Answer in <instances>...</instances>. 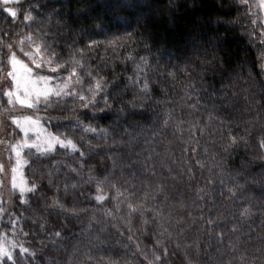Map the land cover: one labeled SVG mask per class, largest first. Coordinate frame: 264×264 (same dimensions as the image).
<instances>
[{"label": "clouds", "instance_id": "obj_1", "mask_svg": "<svg viewBox=\"0 0 264 264\" xmlns=\"http://www.w3.org/2000/svg\"><path fill=\"white\" fill-rule=\"evenodd\" d=\"M245 2L35 0L31 10L34 19L31 31L36 35L42 33L48 48L60 57H68L94 37H120L126 50L134 51L137 62L147 65L148 69L146 76L140 77L142 83H134L132 75L121 85L118 75L111 80L103 75L107 81L104 90L111 99L101 107L85 110L84 106L73 105L71 101L40 106L39 116L47 129L66 140H76L83 145L88 159L95 161L88 164L87 172H82L84 181L64 197H71L78 205L82 200L91 201L95 192L86 186L95 191L96 188L85 177L93 170L96 175L110 174L111 182L126 191L135 189L139 192L132 180L139 181L141 176H148L150 188L145 185V191L154 207H157L154 203L157 194L168 200L170 195L183 196L177 191L183 188L190 193L189 206L200 208L203 204L197 201L203 200L196 196L199 180L211 178L214 183H206L205 192L211 199L213 192L220 189L223 200L219 204L213 201L212 209L218 213L223 209L226 213H222L223 227L217 216L214 218L216 228L210 227L207 232L202 227L192 230L193 224H199L197 217L165 220L172 238L168 240L165 233L162 239L167 240L168 246L179 239L181 249L189 253L192 264H264V148L258 147V141L264 139V59L257 56V51L253 58V46L248 36L252 25L247 23L248 10L242 7ZM257 18L252 17L253 21ZM23 32L21 28L17 34ZM131 65L133 73L136 72V64ZM35 74L59 75L47 66H35ZM10 84L6 74L0 75V90ZM167 85H172L171 99L167 98ZM154 87H159L164 99L154 95ZM126 90L131 92L130 98L126 97ZM177 96L179 100H176ZM193 103L195 108L190 106ZM178 108H184L188 115L179 128ZM170 109L172 118L166 115ZM11 111L8 108L0 111V120L7 122ZM165 119L167 125L163 123ZM81 126L109 131L107 144L104 139L83 135ZM197 129L201 133L199 140L195 137ZM178 131L184 135H177ZM192 143L201 148L197 155L202 166L196 169L200 176L189 171L195 165L189 163L185 149ZM90 144L99 151L90 150ZM62 156L61 151L55 150L31 155L28 174L39 186L32 201L41 202L46 216H56V213L43 207L47 197L41 193L45 183L48 185V177L43 173L54 167ZM0 193L6 198L11 195L7 176ZM14 204L15 199L11 207ZM16 206L27 216L29 212L25 211L24 204ZM241 208L248 210L244 216L240 215ZM84 209L85 213L100 210L95 207ZM80 220L82 222L69 217L60 225L62 232L67 229L64 246L52 243V238L41 233L38 226L33 229L37 243L33 242V237L15 234L17 244L34 248L36 257L28 259L23 249L17 252L16 247L11 246L12 254L7 258L0 255V264H89L86 255L110 243L114 234L108 233L107 223L101 222L104 230H97L88 226L87 216H81ZM113 221L116 223H112V227L119 228L118 219ZM73 223L81 225L79 233H74ZM181 224L183 233L177 231ZM155 228L159 233L158 223ZM217 228L223 231L226 243L218 240ZM38 234H43V238ZM193 235L191 244H185ZM73 247L78 251L73 252ZM176 250L182 253L180 249ZM205 256L207 259L203 258Z\"/></svg>", "mask_w": 264, "mask_h": 264}, {"label": "snow or ice", "instance_id": "obj_2", "mask_svg": "<svg viewBox=\"0 0 264 264\" xmlns=\"http://www.w3.org/2000/svg\"><path fill=\"white\" fill-rule=\"evenodd\" d=\"M24 3L25 0H0V8L8 12L12 18L16 19L22 16L23 21L28 22L22 34L14 33L13 36H9L6 31L0 34V75L6 74L11 81L10 86L0 90V111L5 110V108L12 109L7 122L0 120V188H3L4 178L7 176L8 187L11 192L7 198L0 193V225H2L0 227V255L7 258L8 255L12 254L11 246H14L17 252L23 249L25 257L33 259L36 257L35 249L26 244H17L15 234L22 233L26 238L33 237L34 241L32 226H38L41 233L52 238V243L59 246H64L65 234L60 230V226L53 230L49 221L50 214L47 216L40 215L32 205V195L39 188L32 182L33 178L28 174L32 154L43 155L46 152L63 150L61 151L63 153L62 158L55 162L54 167L47 168L43 173L48 177V186L55 188V193L50 198L44 192L41 193L42 196L47 197L43 207L48 209L50 213L54 210L56 216L62 217L65 222L69 217L82 222L80 217L86 212L76 202H72L70 207L63 203L59 193L61 190L63 194L69 190L74 191L78 183L84 181L81 174L85 169L88 154L84 151L83 145L76 140H66L64 136L47 129L39 116L40 106L42 104L52 105L54 102L67 103L71 101L73 105L84 106L85 110H91L94 106L101 107L110 100L111 95L106 94L104 90L107 81L103 78L101 70L94 69L89 63V53L94 52L101 45L104 46L106 53L108 50L117 53L115 57L105 56L103 61L120 59L121 62L136 64V72L132 76L134 83H142L140 77L146 76L148 69L147 65L142 66L137 62L134 51L126 50L125 43L120 37L105 38L103 42L89 39L85 46L76 49L68 57H60L48 48L46 37L42 33L36 35L31 31V26L34 23L31 10L35 7V0H27V8H24ZM9 5H16V7ZM242 7L248 10L249 19L247 23L252 25L248 33L251 44L256 49L257 56L264 59V0H246ZM252 17L258 18L253 21ZM117 49H125L123 57L119 56ZM35 66H47L54 73L58 72L59 75H37L35 74ZM169 75L171 76L173 73H169ZM185 95H190V93H185ZM190 106L195 108L194 103ZM171 113V109L166 113L168 118H172ZM163 123L167 125L168 120L165 119ZM180 123L183 121L178 122V128ZM8 127H12L13 132L6 131ZM81 128L83 135L104 139L105 144L111 135L109 131L99 127L95 130L82 126ZM258 147L264 148V139L258 141ZM89 149L97 150L91 144ZM185 151L188 149L186 148ZM191 151L195 153L196 148L193 147ZM72 162L77 166L74 167ZM195 165L200 167L202 163L199 159H195ZM61 166L66 167L68 172L74 173L78 179L72 180L66 174L64 180L60 181L58 173L61 171ZM189 171L192 172L193 169L189 168ZM54 180L57 181L55 184ZM87 182L95 186L96 191L92 199L99 204L103 205L110 198L115 201L117 211L122 204L126 206L127 211L123 216L116 217L111 209H104V214L123 222L124 227L129 232L127 239L135 247L134 255L138 254L142 257L140 264H171L169 256L174 253H170L167 240L162 239L165 233H167L168 240L172 238V233L165 227V220H170L171 212L165 215L163 202L159 208L148 205L147 191L143 193L144 200L133 201L135 193L122 191L120 186L111 182L110 174L96 175L93 170H89ZM213 183L214 181L209 178L207 184ZM106 185L108 186L107 191H105ZM110 193H112L111 196ZM231 194L235 195V192L232 191ZM196 196L198 200H204L208 197L205 186L197 187ZM13 199H15V203L18 201L24 204L25 211L29 212L30 215L25 216L20 211H12ZM185 206L181 200L179 207L184 208ZM247 211L246 208H241L240 215L244 216ZM148 213H151V217ZM188 215L191 217V212ZM5 217H7L6 220ZM217 217L223 219V214L218 213ZM134 218H139V229L142 234L147 232L146 225H150L154 221L158 222L160 232L153 233L154 244L142 247L141 242L132 235L135 231L132 227ZM199 219L210 226L215 224L214 219L205 218L203 214L200 215ZM87 220L89 227H92L93 223L101 224L95 213L87 216ZM27 221H31V226ZM193 223H195V218H193ZM25 228L28 230L26 231ZM101 230H104L103 227ZM183 232L184 229L181 228L180 233ZM216 235L221 243L225 241L223 231L217 232ZM173 243L176 249L182 251L187 264H192L189 253L181 249V241L176 239ZM195 243L198 246V240ZM185 244H187L186 241ZM124 247H128V245H124ZM76 251L78 249L73 247V252ZM86 258L95 264H101V261L105 260L106 264H118L111 257H101L100 260H95L91 253L87 254Z\"/></svg>", "mask_w": 264, "mask_h": 264}, {"label": "trees", "instance_id": "obj_3", "mask_svg": "<svg viewBox=\"0 0 264 264\" xmlns=\"http://www.w3.org/2000/svg\"><path fill=\"white\" fill-rule=\"evenodd\" d=\"M24 8L28 7V3L27 0H25L24 3ZM28 23V22H27ZM25 21H23V17L19 16V18H12L10 16V14L6 11H4L2 8H0V28L3 29V31L8 32L9 36H13L14 33H17L20 31L21 28L25 29ZM3 31H0V34H2ZM120 33H117V35H119ZM95 39H100L103 40L105 39L104 36H99V37H94ZM81 47H83V43L81 44ZM119 56L123 57V55L125 54V49H120L118 52ZM141 55L143 53H140ZM252 54H253V58H255L256 56V49L254 47H252ZM117 55V53H113L111 50H108L107 53L105 52L104 46L101 45L99 48H97L94 52L89 53V63L93 66L94 69L98 68L99 70H101V74L104 75L107 79L111 80L113 79L114 75H118L119 76V82L121 85L127 83V78L129 76L133 75V70H132V65L131 63L128 62H121L120 59H110L108 61H103V58L105 56L108 57H115ZM157 79H159V77H157ZM168 87V94H167V98L171 99L173 97V91H172V85H167ZM154 95L157 98L160 99H164V95L161 93L159 87H154ZM126 97L130 98L131 97V92L126 90ZM176 100H179V96L176 97ZM192 101H189V103H191ZM169 107H173V105L170 103ZM188 118L187 115V111L184 108H178L177 109V114H176V119L177 120H185ZM182 127L186 128V125H182ZM177 135H184V133L182 132H177ZM195 137L197 140L200 139L201 137V133L199 131V129H197L195 131ZM185 139H187V136H185ZM188 151H186V155L187 157H189V163L194 164L195 165V159H191L193 157H195L196 159H199L200 157L197 155V153H199L201 151V148L195 144H188L187 146ZM195 147L196 148V152L193 153L191 151V149ZM158 151L160 149H157ZM63 151V150H61ZM97 151H99V149H97ZM95 163V161H90L89 159L87 160L86 166L84 171L87 172V166L89 163ZM73 166H77L74 162ZM199 168L198 165H195V167L193 168V172L196 173L197 176H200L201 174L196 172V169ZM67 174V176L71 177L72 180H77L78 178L75 176L74 173H70L68 172V169L64 166H61V171L60 173H58V177L60 178V181H63L65 178V175ZM97 175H100L99 173H97ZM139 175V174H138ZM87 178V177H85ZM141 181L145 182L144 184H141ZM57 181L54 180V184ZM132 183L134 185H136L137 187H139L140 191L136 192L135 189H129V192H134L135 193V197H139L141 200H144V196L143 193L145 191V185H148L150 188V181H149V177L148 176H141L140 180L138 181L137 179H133ZM207 183V181L200 179L199 180V186L203 187L205 184ZM195 186V182H193V187ZM88 188L89 191L91 192H95V189L91 186H86ZM61 188H62V184H61ZM123 191V189H121ZM177 191L182 192L183 196H174V195H170L168 200L164 199V196L157 194L156 195V199L154 201L155 205L157 206V208L161 207L162 202H163V211L165 213V215H167L169 212H171V217L170 220L172 219H179L180 217H184V218H190V216L188 215L189 212H191V217H197L199 219L200 215L203 214L205 216V218H212L214 219L218 212L216 209H212V204L213 201H216L217 204H219V202L221 200H223V197L219 195L220 189H217L215 192H213L212 194V198L209 199L208 197H206L202 202L201 201H197V203H202L203 207L200 208H195L194 206L190 207L189 205L191 204V200L189 199L190 193L187 192L185 189L183 188H179L177 189ZM43 192L46 194L47 197H51L54 193H55V188H50L46 183H45V187L43 188ZM62 202L65 203L66 205H68L69 207L72 204V200L71 197H64L63 191L61 190V192L59 193ZM112 195V193H110V196ZM77 196H80V193H77ZM136 199L133 197V201H135ZM183 200V202L185 203V207L184 208H180L179 207V202ZM40 201H32V205L33 207L36 209L37 213H39L40 215H46L44 212V209L42 207H40ZM19 202L17 201L11 208L12 211H17L19 212L20 210L18 209V207L16 205H18ZM148 205H151V203H149V201H147ZM79 207L82 208H97L100 209L99 211L95 212L96 217L103 223H107V228H108V233L109 234H114L113 239L111 240L110 243L106 244V245H101L98 249H94L91 250V254L93 255V257L95 258V260H100L101 257H111V259L115 260L118 262V264H140V262L142 261V257H140L138 254L134 255L135 253V247L133 246V244L131 242L128 241L127 237L129 235L128 229L126 227H124V224L122 221H119V228H114L112 227V223H116V221H113L111 216H105L104 214V209H111L113 212V215H118V216H123L126 214V206L125 205H121L119 211L116 210L115 208V201L111 200L110 198L108 199V201L106 203H104L103 205L99 204L98 202H96L94 199H92L91 201L88 200H82V202L79 204ZM212 209V210H210ZM221 213H223V209L219 210ZM93 214L91 211H89L88 213H83L82 216H89ZM226 215V213H223ZM26 215H30V213H26ZM149 217H151V213H148ZM7 219V217H5V220ZM49 221L50 224L53 226V230H55L56 228H59V226L64 223V219L57 217V216H52L49 215ZM27 223L31 226V221H27ZM87 223V221H86ZM103 223L101 224H95L93 223V228L99 230L102 226ZM157 221H154L152 224L150 225H146L145 227L147 228V232L145 234H141V231L139 229V225H140V220L139 218H134L132 221V227L133 229H135V231L132 233V235L138 239L139 242H141V246L143 247L144 245H149L151 246L152 244H154V239H153V233L156 232V228L155 225L157 224ZM219 225L221 227L224 226V220L220 219L218 221ZM167 226V225H165ZM0 227H2V225H0ZM33 229L35 228V226H32ZM80 227L81 225L79 224H75L73 223L72 228L74 233H79L80 231ZM180 227H183V224L180 225ZM198 227H202L205 232H207V230L211 227V228H216V225H207L206 223H204L202 220L199 219V224H193L192 226V230L194 231L195 229H197ZM25 230L27 231L28 228H25ZM217 232H219L220 230L217 228L216 229ZM177 231H180V228L177 229ZM121 233H123V235H121ZM65 235L67 234V229L65 230ZM39 238H43V234H38ZM195 236L193 235L190 238L186 239V242L191 244L192 239H194ZM204 239H207V236L204 237ZM34 243H37L38 240L34 239L33 241ZM225 243L227 242V238L225 237ZM124 245H128V247H124ZM203 244H201V248H203ZM170 249V253H174L171 254L169 256V260L171 262V264H181V261H183V264H187V262L184 259V256L182 255V253L180 251H177L175 248V244L173 243L171 246H168ZM210 251H213V249H210ZM191 258V256H190ZM204 259H207V257H203ZM89 264H95V262H89ZM101 264H106V260L105 261H101Z\"/></svg>", "mask_w": 264, "mask_h": 264}, {"label": "rangeland", "instance_id": "obj_4", "mask_svg": "<svg viewBox=\"0 0 264 264\" xmlns=\"http://www.w3.org/2000/svg\"><path fill=\"white\" fill-rule=\"evenodd\" d=\"M9 6L16 7V5H9ZM25 24H27L26 21H25ZM6 131H8V132H13V128H12V127H8V128L6 129ZM14 135H15V133H14Z\"/></svg>", "mask_w": 264, "mask_h": 264}]
</instances>
